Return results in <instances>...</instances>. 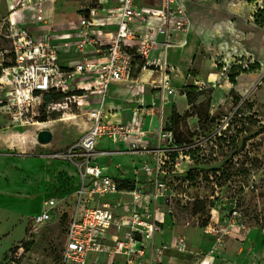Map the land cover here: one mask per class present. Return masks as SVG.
Listing matches in <instances>:
<instances>
[{"label": "built area", "instance_id": "built-area-1", "mask_svg": "<svg viewBox=\"0 0 264 264\" xmlns=\"http://www.w3.org/2000/svg\"><path fill=\"white\" fill-rule=\"evenodd\" d=\"M9 1L11 12L0 32V117L8 116L11 124L6 129L0 124V134L68 114H76L86 128L80 139L54 155L79 172L75 208L67 211L49 199L34 219L42 226L57 213L67 217L58 264H166L170 251L214 264V256L193 252L184 236L172 244L157 241L165 230L162 209L174 196L167 176L177 166L171 153L179 148L165 111L178 94L175 80L180 74L171 50L190 43L192 20L185 0H81L77 18L58 21L42 14L50 0ZM29 7L35 9L32 24L13 22L12 13ZM144 73L158 77L151 84V102L130 108L119 102L118 88L128 96L143 91ZM193 85L206 88L199 82ZM127 108L134 114L132 122L109 121ZM102 141L111 149L98 150ZM114 155L144 157L131 186L125 187L101 165ZM108 195L122 199L116 205L92 204ZM238 217L233 211L232 226ZM206 231L220 234L228 229L211 226ZM19 252L15 256L20 259L24 248Z\"/></svg>", "mask_w": 264, "mask_h": 264}, {"label": "rangeland", "instance_id": "rangeland-1", "mask_svg": "<svg viewBox=\"0 0 264 264\" xmlns=\"http://www.w3.org/2000/svg\"><path fill=\"white\" fill-rule=\"evenodd\" d=\"M12 1L19 5L21 0ZM10 4L0 0V32ZM81 5V0H51L43 5L42 14L56 21L77 18ZM185 6L192 20L189 45L195 47V54L190 58L188 48L171 50V59L182 73L175 80L178 94L166 108L165 120L175 114L172 128L179 149L171 153L177 166L167 176L174 196L161 218L179 231L189 230L184 233L190 249L202 251L206 258L219 248L214 255L218 260L225 256L231 262L264 264V0H185ZM35 16L34 7L11 14L17 24L31 23ZM221 71L220 77L215 75ZM183 73L187 80L182 82ZM232 74L240 77L236 84L229 79ZM196 82L206 88L190 106L182 87ZM235 97L240 98L238 104ZM127 99L122 97V103L131 106ZM108 119L129 123L134 117L125 110ZM0 124L3 129L10 126L9 117L2 115ZM84 129L82 123L59 125L54 141L61 147H37L29 154L0 143V264H58L67 217L57 213L42 226H36L34 219L49 199L67 211L75 208L79 172L54 155L80 139ZM109 149L107 141L98 146L100 151ZM143 162L139 155H114L102 159L101 165L124 184L133 183ZM144 178L141 174L140 180ZM121 199L96 197L92 204L116 205ZM233 211L241 215L235 219L237 226L231 224ZM211 226L228 232L207 233ZM21 248L25 253L19 259L15 254Z\"/></svg>", "mask_w": 264, "mask_h": 264}, {"label": "crops", "instance_id": "crops-1", "mask_svg": "<svg viewBox=\"0 0 264 264\" xmlns=\"http://www.w3.org/2000/svg\"><path fill=\"white\" fill-rule=\"evenodd\" d=\"M12 1V0H11ZM51 1V0H50ZM49 2V1H47ZM46 2V3H47ZM13 3V1H12ZM20 3V2H19ZM44 3V5L46 4ZM23 12V11H22ZM10 13V12H9ZM8 13V15H9ZM8 16L4 17L3 19L7 18ZM33 22L31 23H28V24H32ZM190 44V43H189ZM188 48V49H187ZM184 49H187V53L189 55V57H193V55L195 54V47L194 46H191V45H188L187 47H185ZM184 49H179L181 51H183ZM171 61L173 62V59H171ZM174 63V62H173ZM175 64V63H174ZM180 69V74L182 73L181 72V68L179 67ZM158 77H151L148 73H144L142 76H141V83L143 85V91H138V94H133L131 96H128L126 91L122 88H118L116 89V92L118 94L117 96V100L119 102H123L121 100L122 97H124L125 99L128 97V101H131L130 104L131 106H139L141 104V102L143 103H149L151 102V87H152V82L154 80H157ZM240 77H238V80H239ZM187 80V75L185 73H183L182 75V82L183 81H186ZM185 85V83L183 84V86ZM177 86V85H176ZM127 106L130 108L131 106H129L127 104ZM125 111V110H124ZM126 111H131L130 109L128 110V108L126 109ZM132 112V111H131ZM133 113V112H132ZM133 117H134V114H133ZM134 120V119H133ZM56 144H59L58 141L55 142L53 140V146H56ZM60 145V144H59ZM61 147V145L59 146ZM141 159L142 156H139ZM142 162V161H141ZM139 164V165H138ZM137 165L138 166H141V163H138ZM106 170V169H105ZM140 170V169H139ZM136 171L137 172H139ZM109 173V172H108ZM116 173V172H115ZM111 175V174H110ZM113 176H116L113 175ZM170 222H171V219H169ZM164 223H165V228H166V233H162L161 235H159L157 237V241L158 243L159 242H164V243H167V244H172L178 237L180 236H184L186 238V241L188 242V244L190 245V242H189V239L187 238V236L185 235L184 232H189V230L185 229V228H181L182 231H179V229H177V227H174L172 226L171 224H169L167 222L166 219H164ZM169 232V233H168ZM219 250V248H218ZM193 251V250H192ZM194 252V251H193ZM198 254H202L203 252L202 251H198L197 252ZM217 253V251H213V253H209L211 256H214L215 254ZM194 257V256H193ZM193 257H187V256H183V255H179L177 254V252L175 251H170L169 254H168V258L166 259V264H200L201 263V260L199 259L198 263L195 262V258ZM215 257V256H214ZM223 262V263H222ZM214 264H245V263H240L239 261H235V262H231L227 257L223 256V259H214Z\"/></svg>", "mask_w": 264, "mask_h": 264}, {"label": "bare ground", "instance_id": "bare-ground-1", "mask_svg": "<svg viewBox=\"0 0 264 264\" xmlns=\"http://www.w3.org/2000/svg\"><path fill=\"white\" fill-rule=\"evenodd\" d=\"M81 118L75 115H64L59 120H51L45 123H35L28 126L23 132H9L7 134H0V143L6 146L9 150H19L22 154H29V150H35L37 147L50 148L52 144L43 145L37 140V134L39 131H52L54 134L57 131L59 125H68V127L76 126L78 124H85ZM84 128V127H83ZM85 131H81L82 134Z\"/></svg>", "mask_w": 264, "mask_h": 264}, {"label": "trees", "instance_id": "trees-1", "mask_svg": "<svg viewBox=\"0 0 264 264\" xmlns=\"http://www.w3.org/2000/svg\"><path fill=\"white\" fill-rule=\"evenodd\" d=\"M251 2L252 1H255V0H250ZM261 14H264V9L263 10H261ZM232 76V77H231ZM230 77H229V79H231V83L232 84H236V78L238 77V76H236V75H231ZM203 90H200L197 86H195V85H185V86H183L182 87V95L183 96H185L186 98H187V101H188V103H189V105L190 106H193L194 104H195V102L197 101V98H198V96L201 94V92H202ZM200 93V94H199ZM239 101H240V98L239 97H235V99H234V103L235 104H238L239 103ZM58 119V117H54L53 118V120H57ZM174 119H175V114L172 116V118H171V123L172 122H174ZM40 122L42 123V122H47V119H40ZM174 123H172V125H173ZM179 142L177 141V144H178ZM132 185V183L131 182H125L124 183V186L125 187H128V186H131Z\"/></svg>", "mask_w": 264, "mask_h": 264}, {"label": "water", "instance_id": "water-1", "mask_svg": "<svg viewBox=\"0 0 264 264\" xmlns=\"http://www.w3.org/2000/svg\"><path fill=\"white\" fill-rule=\"evenodd\" d=\"M37 140L40 144L49 145L53 143L54 136L51 131L44 130L39 132Z\"/></svg>", "mask_w": 264, "mask_h": 264}]
</instances>
